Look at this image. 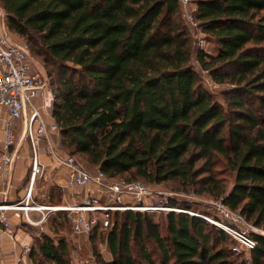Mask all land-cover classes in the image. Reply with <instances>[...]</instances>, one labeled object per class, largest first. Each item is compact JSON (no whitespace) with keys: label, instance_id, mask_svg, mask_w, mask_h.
<instances>
[{"label":"trees","instance_id":"1","mask_svg":"<svg viewBox=\"0 0 264 264\" xmlns=\"http://www.w3.org/2000/svg\"><path fill=\"white\" fill-rule=\"evenodd\" d=\"M195 1L211 54L193 50L176 0L0 5L9 32L52 67L51 117L69 154L110 179L173 182L179 190L167 189L222 199L264 230V0ZM193 52L216 84L228 86L219 98L203 88ZM61 197L50 188L49 203ZM173 203L193 210V202ZM161 214L164 233L152 214L117 213L101 233L111 259L99 264H235L225 232L196 216ZM51 231L55 237L35 238L30 264H70L66 240ZM253 238L245 264H264V236Z\"/></svg>","mask_w":264,"mask_h":264},{"label":"built area","instance_id":"2","mask_svg":"<svg viewBox=\"0 0 264 264\" xmlns=\"http://www.w3.org/2000/svg\"><path fill=\"white\" fill-rule=\"evenodd\" d=\"M176 2L187 26L191 31L196 30L191 32L192 39L198 49L204 50L205 38L194 17L196 1ZM0 65L4 67L0 74V107L6 110L4 138L0 147V238L15 235V229L7 222V212L19 213L21 223L30 228H42L50 215L61 223L60 215L69 224L70 236L77 238L79 243V240L87 239L95 231L101 234L110 230L114 226L115 215L125 211L152 215L177 212L196 216L225 232L233 242L230 249L234 254L249 255L256 246L253 235L264 236V230L249 224L239 212L227 207L222 199L210 203L207 208L211 212L199 214L173 203L175 200L194 202L196 197L192 194L174 192L141 181L110 179L100 169L88 168L77 156L58 154L49 143L50 134L58 133V127L51 117L53 95L49 83L32 70L29 45L22 41L12 43L2 26ZM198 74L208 87L205 86L207 92L209 88L217 89L221 86L213 81L207 71L200 68ZM47 94L52 96L49 104ZM38 99L40 102L37 104ZM44 139L54 166L66 168L65 183L58 186L62 196L60 204L49 203L45 195L42 203L36 201L38 184L46 180L49 168L40 159L39 143ZM25 141L28 142L31 154L29 171L22 185L23 194L17 201L8 203L7 197L13 189L14 164L20 157ZM49 181L54 182L53 179ZM31 247V242L23 243L21 256L27 257ZM16 260L20 262V258ZM94 260L93 256H88L82 261L84 264H92Z\"/></svg>","mask_w":264,"mask_h":264},{"label":"rangeland","instance_id":"3","mask_svg":"<svg viewBox=\"0 0 264 264\" xmlns=\"http://www.w3.org/2000/svg\"><path fill=\"white\" fill-rule=\"evenodd\" d=\"M188 29H189L190 35H191L192 31H196L194 29H192V31H191L190 27H188ZM6 31H7V36L10 37L11 33L9 32L8 29H6ZM8 32H9V34H8ZM202 35L204 36V33H202ZM191 40L193 41V50L195 49L194 51H196L198 47L195 44V41H194V39H192V37H191ZM20 41L27 43V40L25 38L20 39ZM213 51H214V45L211 44L210 42H206V39H205L204 52L211 54V53H213ZM30 62H31L32 70L35 73H37L40 77H43L49 81V78L47 77V72H48V70H51L52 67L48 66L41 56H38L33 52H31V54H30ZM191 64H192L193 68L195 69V71L200 72V66H199L198 62L196 61L195 52H193ZM199 77H200L201 84H202L203 88L205 89L206 85L203 82V79L201 78L200 75H199ZM226 88H228V86H218L217 89L209 88L210 91H208V93H210L214 97L219 98L221 91L226 89ZM51 100H52V98L51 99L47 98L48 104L51 102ZM30 154L31 153H30V149L28 146V142L25 141V142H23V145H22V151L20 153V157L16 161V166H15V170H14V174H13V178H12L13 190L10 193V199L13 198V194H14L15 189L21 185L22 179L27 177V173H28L29 167H30L29 161H28V157H30ZM58 154L63 155V153H60V152H58ZM86 166L88 168H91L87 164H86ZM215 168L218 171L223 170L220 164H217L215 166ZM226 175H228V174H224L223 176H226ZM50 183L51 182H49V180L47 181V179L41 180L39 182V184H38L39 189L37 191L38 196H36L37 202L39 201L42 203L45 198H46V200H48L47 196H48L49 191H50ZM165 186L167 188L179 190L178 185L176 183H173V182L165 183ZM198 189H199V187L196 186V190H198ZM168 190H170V189H168ZM185 194H188V193H185ZM43 195H45L44 199H43ZM192 195H194V194H192ZM194 196L196 197V200L191 204V208L194 211L198 212L199 214L207 212L209 210L207 207L210 205L211 202L215 201L206 195H197L196 194ZM38 197L41 198V201H40V199L38 200ZM8 202H11V201H8ZM208 212H211V211H208ZM163 215L164 214H153L156 222L160 223L162 233H164V216ZM58 217H60L59 219L61 220V223H58V221L56 219V221L54 222V224L51 227L55 228V230L57 231V235L59 237H62V238H64V240H66V244H67V248H68V258H69L70 264H84V262L82 260L88 256H93L95 258V260L93 261L92 264H99L98 261H101V262H109L110 261L111 255L109 252V248L107 246L105 234L92 235V236L88 237L87 239L79 240V243H77V238L70 236V228H69V224L67 223V221L66 220L63 221V218L61 216H58ZM53 218H55V217L50 215L49 220L53 219ZM47 223H49V222H47ZM47 223L42 227V228H45V227L48 228L47 231L45 230V232L41 231L39 229L36 230V227L28 229L29 233L32 236L31 245L35 244V238L40 234L44 233L50 237H55V235L51 231L52 228L49 226V224L47 226ZM148 247L151 248L153 256L156 258V260H158L159 255H158L154 245L149 244ZM232 259L234 260L235 264H238L240 261L241 262L243 261L244 264H245V262L247 263L250 261L249 256L246 254H243V253L233 254ZM42 264H44V263H42ZM45 264H50V263L45 262Z\"/></svg>","mask_w":264,"mask_h":264},{"label":"crops","instance_id":"4","mask_svg":"<svg viewBox=\"0 0 264 264\" xmlns=\"http://www.w3.org/2000/svg\"><path fill=\"white\" fill-rule=\"evenodd\" d=\"M5 16H6V14L0 5V26H2L6 31L7 25H6ZM8 34H9V32H8ZM9 40L12 43H20L21 42L20 39H18L12 33L9 37ZM3 70H4V67L2 65H0V74L3 72ZM46 97L49 99L52 98V96L50 94H47ZM39 102H40L39 99L36 100L37 104ZM5 116H6L5 108L0 107V147L2 145V141L4 138L3 122L5 119ZM49 143L51 144V146H53V148L56 149L57 152L68 153L67 150H65V148L63 147V145L61 143L59 133L50 134ZM39 149H40L41 161L44 164L49 166L46 179H47V181L49 178L54 180L53 183L52 182L50 183V188L51 187L58 188L59 185H62L65 183L66 168L62 167V166H57V167L54 166V161H53L52 157L50 156V153L48 152V150L46 148V140L45 139L40 141ZM28 161H29V157H28ZM29 165H30V162H29ZM15 166H16V162L14 164L13 174H14ZM13 174H12V178H13ZM23 183H24V178L22 179L21 185L15 189L14 194H13V198L10 199V194L8 195L7 200H6L7 202L8 201L15 202L22 196V194H23V189H22ZM12 190H11V192H12ZM77 191H79V190H77ZM39 199L41 201L40 197H38V200ZM0 202H2L1 197H0ZM11 202H8V203H11ZM33 215H36V214H33ZM7 218H8V221H7L8 224L15 229V235L13 237L4 236V237L0 238V264H30L28 256L27 257L21 256L22 244L25 242H31V240H32V236L28 231V229L30 227L27 225H24V223H21L19 213L7 212ZM38 229L39 230L41 229V231H44V232H45V230L47 231V227H45V228H37L36 227V230H38ZM17 258L18 259L20 258L19 263L16 260Z\"/></svg>","mask_w":264,"mask_h":264}]
</instances>
